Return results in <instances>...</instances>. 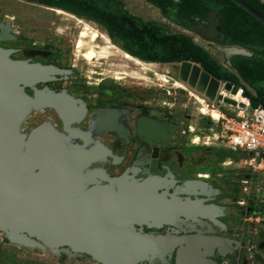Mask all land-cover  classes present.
<instances>
[{
	"label": "water",
	"instance_id": "1",
	"mask_svg": "<svg viewBox=\"0 0 264 264\" xmlns=\"http://www.w3.org/2000/svg\"><path fill=\"white\" fill-rule=\"evenodd\" d=\"M231 1L264 25V17L242 0ZM209 15L216 17L214 12ZM7 26L10 27L9 22ZM190 28L206 41L214 42L212 35H218L216 27H203L198 22ZM237 47L224 48L226 59L251 55ZM180 65L179 79L209 102L245 107L217 95L221 85L231 95L237 94L242 86L217 80L196 63L184 61ZM57 71L53 67L12 60L0 48V231L15 243L52 251L67 247L73 252L89 254L100 264H137L162 251L170 252L179 243L185 246L178 251L177 264H216L201 249L222 245L221 239L201 235L153 236L134 230V225L159 227L175 223L181 217L205 216L200 203L167 199L166 194H157L155 180L129 182L125 176L116 180V191L105 187L81 191L84 180L73 178L71 170L84 168L91 157L80 158L74 153L64 160L54 158L51 150H59L61 145L55 140L57 132L45 124L23 140L18 133L19 121L37 104H54L65 121L73 120L71 97L46 90L35 89L32 96L25 92V88L47 82L49 75ZM116 115V111L104 110L96 129L123 135L124 131L114 121ZM176 128L171 123L149 119L140 120L137 126L139 135L158 140L169 139ZM25 146L28 154L22 152ZM191 185L203 187L198 181Z\"/></svg>",
	"mask_w": 264,
	"mask_h": 264
},
{
	"label": "rangeland",
	"instance_id": "2",
	"mask_svg": "<svg viewBox=\"0 0 264 264\" xmlns=\"http://www.w3.org/2000/svg\"><path fill=\"white\" fill-rule=\"evenodd\" d=\"M120 1L133 15L139 16L144 20H156L167 23L158 10L142 0ZM262 1L264 2V0ZM3 20L11 21L16 35L24 39L16 43H7L5 47L26 48L29 46V43H34L38 47H50L54 52L59 54L58 63L75 71L74 78L70 80L71 82L81 83L88 88L98 87L95 96L88 98L93 111H88L83 120L78 123L80 128H88L92 115L102 107L109 105L112 94L125 91L127 97L123 100L128 106L124 122H129L130 119L136 117L140 113L141 107H148L151 113L160 117L170 114L173 121L183 125V131L177 134L175 146L185 147L186 149L212 147L228 154L236 155L237 157L245 155L248 159L250 158L248 153H243L242 150L232 151L221 138L217 140L213 137L214 133H220L221 131L220 123H216L213 120V118H218L213 114L218 112L225 115H234L238 111L237 108L226 104L218 106L215 102H209L203 95L197 93L187 85L188 91L176 87L174 85L175 82L182 83L179 79V64L152 66L150 68L151 71L146 72L148 78L146 81L131 79L122 72H119L115 76H112V74H107L106 76L104 73L109 70V63H106L104 60L93 63L85 58V48L78 49L76 47L79 35L85 28V25L80 23L76 18L59 15L37 3L25 0H0V24ZM84 21L87 23L85 43H91L93 41L92 38L97 34L106 35L105 31L97 24L87 20ZM169 25L171 32H184L193 36L196 42L208 47L221 61H224V58H226L223 51L224 48H227L226 46L210 44L197 34L171 24ZM97 44L100 46L106 45L102 38L98 39ZM132 67L133 70L139 69L138 66ZM161 77L168 78V83H164ZM70 85V83L64 84L65 87H69ZM31 90L34 94L35 89L31 88ZM190 94L202 98L205 103L199 104ZM76 98L77 103L82 105L80 96L77 95ZM239 103L242 105L244 102ZM204 105L208 109L207 114L205 113ZM44 122L52 123L64 139L65 133L62 131L53 110L49 108L33 110L21 119L18 125V133L22 136L23 140H27L31 132L40 127ZM100 138L106 146H111V137L104 134ZM68 143L70 147L78 145L74 140H70ZM245 160L238 162L227 160L224 164L220 165L205 164L198 166V172L208 175L209 181H214L220 186L222 183L230 185L225 190L226 196L219 198L216 200L217 202L204 195H199L195 198L205 203L214 202L222 211L220 213L219 226L224 235L229 238L228 245L222 253H231L234 250H237L238 253L233 259H224L223 264H243L244 262V264H264V258H262L263 256L258 249V243L261 240L260 226L264 217L257 212L245 215L244 210L245 207H251L256 211V208H259L264 203V175L262 171L257 170L253 172L245 166ZM104 162L105 164L93 167H99L106 171L111 180L113 176L118 175L122 171L124 165L127 163L118 168L110 169V161L104 160ZM246 176L250 178H246ZM244 180H248L247 184H242ZM235 184L238 185L237 192L240 197V203L234 202L228 194V191L234 189L233 185ZM252 202H254V206L251 204ZM187 228V224L183 223L178 226L177 231H185ZM142 231L147 230L142 229ZM150 232L153 234L164 233L166 229ZM169 257V252L162 251L152 258L149 257L142 260V262L146 264H168ZM0 264L100 263L95 261L89 254L73 252L67 248L52 251L47 247L27 246L22 243H15L10 241L0 231Z\"/></svg>",
	"mask_w": 264,
	"mask_h": 264
},
{
	"label": "flooded vegetation",
	"instance_id": "3",
	"mask_svg": "<svg viewBox=\"0 0 264 264\" xmlns=\"http://www.w3.org/2000/svg\"><path fill=\"white\" fill-rule=\"evenodd\" d=\"M37 4L45 8H52L43 4ZM7 22H9L10 27L7 26ZM198 23L202 24L203 27H216V29L220 25L217 18L210 15H208L205 21ZM217 32L218 35H212L211 37L214 42L206 41L201 36L200 37L210 44L222 43L220 40V32L218 30ZM23 40L24 39L19 38L16 35V31L11 24V21L3 20L0 27V48L8 52L9 58L12 60L25 61L28 64H39L46 67H53L58 70L49 75L50 80L36 84L34 89L46 90L54 95L63 94L73 99V103L70 105L73 120L69 119L68 121H65V119H61L56 110L51 109L53 110L57 121L60 123L62 131L65 133L64 139L57 130H54L55 126L52 123L51 124L54 128L50 125L48 126L57 132L55 140L61 145V149H56L54 151L51 150V155L54 158L58 157L56 155L58 152L60 155L59 157L63 160L74 153L80 158L87 156L91 157L84 168H74L71 170V176L73 178H76L79 181L84 180L81 191H86L95 187H105L110 191H116V180L122 176L127 177L129 182L135 181L137 183H143L147 180H155L158 195L164 193L166 194L167 199L174 198L181 202L200 203L201 209L205 212V216H194L191 218L181 217L175 223L163 224L159 227H153L146 224L134 225V230L136 232L153 236L172 235L177 238L197 235L214 237L223 240V243L222 245H216L210 249L202 248L201 251L206 254L207 259L212 260L216 264H223L224 259L230 260L236 257L238 254L237 250H234L231 253H222L228 245L229 238H227L220 229V213L222 211L214 203L217 202L216 200L219 198H224L226 196L225 190L230 185L222 183L220 186L214 181H209L207 177L208 175L198 172V166L200 165H220L226 162H218L220 156L219 149L212 147L201 149L195 147L192 149H186L185 147L175 146L178 136L177 134L183 131V125L173 121L170 114L165 117H160L151 113V110L148 107H141V111L136 117L130 119L129 122H124L123 120H125V116L127 115L128 106L123 100L127 97L125 95L126 93L121 97H119L117 93L112 94L109 105L102 107L98 112L92 115L88 128H80L78 123L83 120L88 111H93V107L88 98L90 96H95L98 87L88 88L81 83L77 84V82H71L70 80L74 78L75 71L58 63L59 54L54 52L50 47H38L34 43L29 42V46L26 48L5 47V44L7 43H16L17 41ZM66 83H70L71 85L65 87L64 84ZM25 92L29 95H33L31 88H25ZM77 95L80 96L82 105L77 103ZM104 110L116 111L117 115L114 121L116 125H119L124 131L123 135H119L113 130L99 131L93 126L94 117L101 114ZM128 114L130 113L128 112ZM142 119L168 122L177 126V128L169 139L158 140L154 137L139 135L137 126L138 122ZM67 122H69V125L66 126ZM46 123L47 122H44L42 125H47ZM75 127L80 129V133L77 134V132L74 131ZM70 131L75 133L76 136L69 137L67 132ZM104 134L111 137V146H106L102 142L100 136ZM70 140H74L78 145L70 147L68 143ZM101 160H103L102 163ZM104 160L110 161V169L118 168L126 162L127 163L124 165L122 171L118 175L113 176L111 180L106 171L99 167H93L105 164ZM201 175H203V177H201ZM246 178L250 177L246 176ZM194 181L202 182L203 187L195 188L191 185ZM237 187V184L233 185L234 189L228 191V194L231 195L233 192H237ZM199 195H204L215 201L213 203H205L202 200H196L195 198ZM237 203H240V201ZM244 210L245 215L256 212L255 209H252L251 207H245ZM183 223L187 224L188 228L185 231L178 232V226ZM142 229L147 231H142ZM161 229H166V232L157 234L150 232ZM182 246H185V244L179 243L169 252L170 257L168 264H177L178 251ZM258 249L263 256L262 258H264V239H261L258 243ZM141 262L142 261H139L137 264H146Z\"/></svg>",
	"mask_w": 264,
	"mask_h": 264
},
{
	"label": "trees",
	"instance_id": "4",
	"mask_svg": "<svg viewBox=\"0 0 264 264\" xmlns=\"http://www.w3.org/2000/svg\"><path fill=\"white\" fill-rule=\"evenodd\" d=\"M28 1L97 24L113 45L144 63H196L213 78L242 86L241 97L249 100L252 109L259 105L264 108V25L231 0H143L156 8L167 23L133 15L120 0ZM242 1L264 17L262 0ZM210 12H214L220 22L217 30L223 45L246 49L250 56L236 55L221 61L208 47L196 42L193 36L170 31L169 24L197 34L190 25L205 21ZM124 93L121 91L117 95L121 97ZM219 153L218 162L248 159L245 155L237 157L221 150ZM230 198L238 202L240 197L238 192H233ZM256 212L264 217V203L256 208ZM260 227V238L264 239V219Z\"/></svg>",
	"mask_w": 264,
	"mask_h": 264
},
{
	"label": "bare ground",
	"instance_id": "5",
	"mask_svg": "<svg viewBox=\"0 0 264 264\" xmlns=\"http://www.w3.org/2000/svg\"><path fill=\"white\" fill-rule=\"evenodd\" d=\"M51 11H54L55 13L59 14V15H66L72 18H76L80 23L85 25L84 30L81 31L80 35H79V40L77 42L76 47L78 49L81 48H85L86 49V54H85V58H87L88 60H90L91 62H97L100 60H104L106 63H109V70L106 71V73H104L106 76L107 74H112V76L117 75L119 72L124 73L127 77L131 78V79H138V80H148L147 76H146V72L147 71H151V67L155 66V65H159L156 63H144L132 56H130L129 54L123 52L122 50H119L115 45H113V43L110 42V39L108 38V36L104 35V34H97L95 35L92 39L93 41L91 43H85L84 39L87 37V23L84 21V19H79L77 17H75L74 15H71L67 12H64L62 10L59 9H52V8H48ZM99 38H102L105 42V46H100L97 44V41ZM180 65V64H179ZM132 66H138L139 69L137 70H133ZM181 67V65H180ZM180 70V68H179ZM191 71H189L190 75ZM157 76V74H156ZM161 80L164 83H168V78L166 77H161ZM182 82V81H181ZM174 85L182 90L188 91L187 88V83H180V82H175ZM187 85V86H186ZM218 92H221L220 95L226 98H230L233 99L234 101H237V103L239 102H244L242 103V105H246L247 101L244 98H240V94H234L231 97H229V93L226 92L222 87H220L218 89ZM193 93V92H191ZM192 95L199 104H204V100L198 96H195L194 94H190ZM205 98V97H204ZM206 99V98H205ZM205 113H208V109L206 108V105L203 106ZM46 108H50V109H54L58 112V114L60 115L61 119L63 118L60 112V109L54 105V104H49V103H41V104H37L35 105L33 110H44ZM76 109V108H75ZM101 114L96 115L93 119V126L96 125V122L98 121L99 117ZM214 116H216V118L220 117V114L218 112H215L213 114ZM64 119V118H63ZM214 119V118H213ZM216 120V119H214ZM47 125H50L52 128H54V126L47 122ZM67 126V123H66ZM54 130H56L54 128ZM74 131L78 133H80V129H78L77 127L74 128ZM69 137H75V133L67 132ZM18 138V137H17ZM97 138V137H96ZM22 152H25L26 154H28V151L26 149V146L22 149ZM58 157L56 159H61L59 156V152L56 154ZM103 162V160H101V163ZM23 245H27V246H31L28 244H23Z\"/></svg>",
	"mask_w": 264,
	"mask_h": 264
},
{
	"label": "built area",
	"instance_id": "6",
	"mask_svg": "<svg viewBox=\"0 0 264 264\" xmlns=\"http://www.w3.org/2000/svg\"><path fill=\"white\" fill-rule=\"evenodd\" d=\"M221 87L223 88V85ZM226 92L231 97V93ZM220 93L217 92V95ZM238 93L242 96L243 89L239 88ZM246 101L245 107H236L238 110L236 114L219 113L220 117L216 120L213 119L214 122L221 125L220 133H214L213 137L217 140L221 138L231 150L252 153V156L244 161V165L253 172L262 171L264 175V108L259 105L252 109L249 100L246 99ZM247 182L248 180L242 181L243 184H247Z\"/></svg>",
	"mask_w": 264,
	"mask_h": 264
}]
</instances>
